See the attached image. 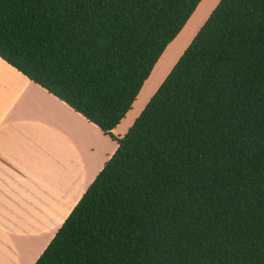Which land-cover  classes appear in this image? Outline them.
Segmentation results:
<instances>
[{"label": "trees", "instance_id": "1", "mask_svg": "<svg viewBox=\"0 0 264 264\" xmlns=\"http://www.w3.org/2000/svg\"><path fill=\"white\" fill-rule=\"evenodd\" d=\"M200 1L0 0V60L116 143L33 264H264V0H218L110 133Z\"/></svg>", "mask_w": 264, "mask_h": 264}, {"label": "crops", "instance_id": "2", "mask_svg": "<svg viewBox=\"0 0 264 264\" xmlns=\"http://www.w3.org/2000/svg\"><path fill=\"white\" fill-rule=\"evenodd\" d=\"M134 117L111 135L122 137ZM115 149L0 60V264H33Z\"/></svg>", "mask_w": 264, "mask_h": 264}, {"label": "rangeland", "instance_id": "3", "mask_svg": "<svg viewBox=\"0 0 264 264\" xmlns=\"http://www.w3.org/2000/svg\"><path fill=\"white\" fill-rule=\"evenodd\" d=\"M201 2V1H200ZM218 2V0H202L201 4L198 6L197 13L191 17L189 19L190 23L186 25V28H182L183 30L180 31L178 35V37L176 38V40L174 42H171V44L168 46V48L166 49L167 51L163 52L162 55L160 56V58L162 57V59H158V66L156 64L157 67H155L154 71L152 74L150 73L151 80L149 82V84L147 85V88L144 91V94L142 96V98L140 99V101H138L136 107H135V99L137 100V98L134 99V103L133 105H131L130 110L124 115L123 119H125V123H127L132 117H134V119L138 116V114L140 113V111L143 109V107L145 106L146 102L148 101V99L151 97V95L156 91L157 87L159 86V84L162 82V80L164 79V77L166 76V74L168 73V71L170 70V68L172 67V65L175 63V61L177 60V58L180 56V54L182 53V51L185 49V47L187 46V44L189 43V41L191 40V38L194 36V34L196 33V31L198 30V28L202 25V23L204 22V20L206 19V17L208 16V14L211 12V10L214 8V6L216 5V3ZM196 12V11H195ZM187 23V22H186ZM184 26V25H183ZM165 53V54H164ZM156 62V63H158ZM153 70V69H152ZM150 79V78H149ZM148 80L145 79L144 82H146ZM142 88L139 89V94L140 95L142 89L144 88L143 86H145L144 84L146 83H142ZM136 96V97H138ZM122 119V120H123ZM134 119L132 120V122L134 121ZM132 124V123H131ZM130 124V125H131ZM121 128L117 130V134H120L121 129H123V122L121 124ZM127 131V130H126ZM125 134V133H124ZM123 134V135H124ZM113 136V135H112ZM114 137V136H113ZM116 138V137H114Z\"/></svg>", "mask_w": 264, "mask_h": 264}, {"label": "bare ground", "instance_id": "4", "mask_svg": "<svg viewBox=\"0 0 264 264\" xmlns=\"http://www.w3.org/2000/svg\"><path fill=\"white\" fill-rule=\"evenodd\" d=\"M149 82H150V81H149ZM148 84H149V83H148ZM146 88H147V87H146ZM144 91H145V90H144ZM143 94H144V92H143ZM143 94H142V96H143ZM142 96H141V98H142ZM141 98H140V99H141ZM139 101H140V100H139Z\"/></svg>", "mask_w": 264, "mask_h": 264}]
</instances>
